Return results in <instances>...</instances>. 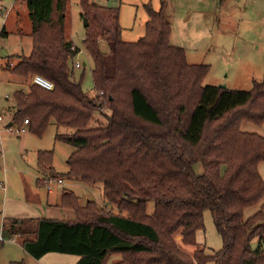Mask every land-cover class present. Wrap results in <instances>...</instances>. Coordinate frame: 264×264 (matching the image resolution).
I'll list each match as a JSON object with an SVG mask.
<instances>
[{
    "label": "trees",
    "instance_id": "trees-1",
    "mask_svg": "<svg viewBox=\"0 0 264 264\" xmlns=\"http://www.w3.org/2000/svg\"><path fill=\"white\" fill-rule=\"evenodd\" d=\"M23 1L31 50L4 69L21 79L38 75L53 88L29 83L15 90L12 125L19 130L27 120L39 137L50 122L67 129L54 138L74 148L65 159L68 171L54 172L52 151L37 152L38 170L90 186L101 182L104 205L118 209L113 213L91 200L80 205L63 189L58 204L71 209L74 219L37 220L23 249L35 259L50 252L74 255L75 264H108L113 254L120 255L114 264H264V202L244 215L264 196L258 171L264 136L241 130L245 123H264V68L263 80H253L247 91L203 85L209 65L188 64L184 48L171 45L164 1L157 9L144 5V35L128 42L121 39L118 7L79 0L80 16L89 24L82 43L93 62L91 97L82 75L73 79L77 49L65 37L69 0ZM94 11L108 27L98 30ZM6 36L2 28L0 38ZM96 112L104 126H90ZM206 210L222 243L213 254L196 241ZM29 221L11 223L10 230L29 233Z\"/></svg>",
    "mask_w": 264,
    "mask_h": 264
},
{
    "label": "rangeland",
    "instance_id": "rangeland-1",
    "mask_svg": "<svg viewBox=\"0 0 264 264\" xmlns=\"http://www.w3.org/2000/svg\"><path fill=\"white\" fill-rule=\"evenodd\" d=\"M3 0L0 5L2 12L0 11V30L2 24L5 22V30L7 32L6 37L0 38V113L2 114L3 120L0 122V181L8 184L10 182L17 183L23 177L27 180L29 177L32 180L31 175H36L37 178H41L43 175L49 177L48 172H41L36 166V158L38 151H52V167L57 175L65 174L68 171L65 159L74 150V148L56 141L54 135L56 132H65L67 129L58 127L50 122L46 127L44 133L39 137L33 134L27 129L24 132H18V128L14 125L5 127V124L9 121L12 112H14V101L12 93L17 89H26V85L31 82V78L21 79L13 76L4 67L6 62L13 65L17 62L18 55H28L31 50V39L29 37L30 21L28 18L27 9L23 0ZM98 4H102L107 7H118L119 11V25L121 28V39L128 42H134L144 35L145 22L148 20L147 12L145 11L143 4L150 2L154 9L160 6L161 0H93ZM168 1V0H167ZM245 1V0H243ZM202 3H196L194 0H169L168 1V13L167 16L171 20V45L177 47H183L185 50L186 62L188 64H208L209 70L205 74L202 84L220 86L225 85L228 89H236L247 91L251 88L253 80L261 82L263 80V68H264V28L254 27L244 32L243 22H239V34H237L236 51H231L232 37L234 34L231 32V36L227 37V48L221 51L224 55H217L213 53H197L193 52L189 48H192L193 44L197 43L201 39L202 35L195 34L189 30L190 25L182 27L181 21L186 17V10L199 11ZM11 5V6H10ZM232 3L228 4L231 8ZM248 10L253 13L264 12V6L262 3L255 5L254 9L251 3L248 6L244 5ZM198 8V10H196ZM211 7H209L210 9ZM239 7H237L238 9ZM82 11L79 0H69L65 11V37L74 46L79 47L82 52L76 55L70 65L73 67L74 61L80 62L79 68H74V80H78L82 75V88L91 97L95 95V89L92 81V69L93 62L90 55L83 47L82 40L85 37V27L89 24L84 22L81 18L80 13ZM192 11V12H193ZM205 11V10H202ZM18 12V13H17ZM167 12V11H166ZM239 12V10H238ZM237 12V13H238ZM251 13L252 15H255ZM5 15V17L3 16ZM98 30L108 27V21L101 16L98 11H94ZM179 19L181 20L179 22ZM95 23V24H96ZM94 24V25H95ZM93 26L90 24V27ZM261 29L262 33H255V31ZM200 30H211L207 29L206 26L200 28ZM216 30H211L210 33L205 36V39L213 40L216 36ZM256 40V42H254ZM100 45L103 51H107V45L105 41L100 38ZM200 45V43L198 44ZM188 48V49H185ZM246 54V55H244ZM11 57V58H9ZM7 98V99H6ZM2 110H4L2 112ZM107 111L106 108L101 109ZM101 111V113H102ZM108 113V112H106ZM95 120L90 123V126H104L106 119L100 113L96 112ZM254 127H256L254 125ZM8 128L10 130H8ZM246 131V130H243ZM254 132L256 131H246ZM259 134V133H257ZM260 135V134H259ZM262 136V135H261ZM259 174L264 181V162L258 166ZM11 179L8 180V177ZM50 178V177H49ZM63 183L58 185L56 182H52L51 191L48 193L49 199L60 200V194L63 189L71 190L79 199L80 205H85L88 200L94 201L99 206H103L105 210H109L113 213H117L118 209L116 205L107 204L104 205L102 197V183L98 182L93 186L87 185L83 182L72 180L67 177H63ZM34 177V181H35ZM38 180H36L37 182ZM42 186V185H41ZM40 186V187H41ZM43 196L45 197V190L41 187ZM17 189L16 184L13 188L15 192ZM21 189L19 188V191ZM9 190L6 191L7 196ZM26 192V191H24ZM1 197L3 194L0 192ZM16 196V194H15ZM264 202V196L260 203ZM257 206L259 205L256 204ZM252 206L257 209V206ZM252 207L244 210V215L249 216ZM154 204L152 202L147 203V212L152 213ZM203 223L204 230L197 231L196 241L201 244L206 254H213L222 248V243L219 235L217 234L213 219L209 211L203 212ZM4 234V240L7 237ZM25 238V236L23 235ZM27 238H32L33 234L30 232L26 235ZM176 241H180L181 233L177 231L173 235ZM16 243L4 242L3 248L0 254V264L3 260L10 259L12 261H22L28 259V264H38L35 260L29 258L28 254L22 252L18 247L19 237H11ZM258 240L253 239L251 242V248L255 250L258 246ZM264 246V245H263ZM194 247H184L187 252L193 251ZM8 255V256H7ZM70 259H75L76 256H67ZM23 258V259H22ZM120 259L119 254H113L108 259V264H114ZM45 264H50L49 260H45ZM69 264V262L61 263Z\"/></svg>",
    "mask_w": 264,
    "mask_h": 264
},
{
    "label": "crops",
    "instance_id": "crops-1",
    "mask_svg": "<svg viewBox=\"0 0 264 264\" xmlns=\"http://www.w3.org/2000/svg\"><path fill=\"white\" fill-rule=\"evenodd\" d=\"M3 0H0V3ZM166 3V11L168 13V1L167 0H161ZM196 3H202L200 7L201 8L199 11H193V10H186L185 16L186 17L183 21L179 19V22L182 23V27H187L190 25H193V30L192 27L189 28L192 33L194 32L195 34L202 35L201 39L193 44L192 48H189L193 52L197 53H213L217 55H224L221 51H224L227 48V37L231 36V32L234 34L232 37L234 43L232 42V47L231 51H236V41H237V34H239V22H243V28L244 32L248 31L250 29H254V27H260L264 28V12H258V13H251L255 14L252 15L250 13V10H248L244 5L248 6L249 3H251L253 9L255 5H258L259 3H262L264 6V0H194ZM14 2V0L11 1V5ZM148 3V2H146ZM232 3L231 8L228 7V4ZM10 5V6H11ZM103 6L102 4H99ZM145 4H143L144 7ZM107 7V6H106ZM209 7H211L209 9ZM237 7H239L237 9ZM2 10V7L0 5V11ZM198 10V8L196 9ZM205 10V11H202ZM239 10V12H238ZM193 11V12H192ZM2 12V11H1ZM238 12V13H237ZM18 13V12H17ZM5 17V15H3ZM169 19V18H168ZM6 22V21H5ZM5 22L2 24V28H5ZM170 25L172 24L171 20L169 19ZM206 26L207 29L211 30H216V36L214 37L213 40L210 39H205L206 34L210 33L209 30H200L201 27ZM6 31V30H5ZM255 33H262V30L259 29L255 31ZM207 34V35H208ZM172 36V34L170 35ZM171 38L170 37V43H171ZM256 42V40L254 41ZM200 43V45H198ZM172 44V43H171ZM174 46V45H173ZM183 48V47H182ZM188 49V48H185ZM246 55V54H244ZM31 80V79H30ZM31 83V82H30ZM7 99V98H6ZM1 111V110H0ZM4 110H2L3 112ZM14 112H12L9 121L5 124V127H11L14 126L12 125L11 118ZM1 121L3 120L2 114L0 113ZM0 121V122H1ZM11 123V125H10ZM27 125H23L22 127L26 130ZM251 123H245L242 124L241 130H246V131H256L260 135L264 136V123L261 125H255ZM1 130V129H0ZM24 130V131H25ZM23 131V132H24ZM259 166V165H258ZM259 171V170H258ZM32 180L27 177V180H25L23 177H19L20 179L17 181V183L10 182L7 186L5 182L0 181V192L3 194V198L0 195V231L2 234V240L0 241V254H1V249L4 247L3 244L5 241L7 243H16V241L11 238V237H19V245L18 247L22 250V252L27 253L22 245L21 242L23 239H26V235H28L33 228L35 227L36 221L41 219V218H55L59 220H72L74 219V212L71 209L68 208H63L59 206V200H50L48 197V193L51 191L47 190L45 188V180L48 179L49 177H46V175H43L41 178H37L36 175H31ZM8 177V176H7ZM34 177L36 180L34 181ZM8 180L10 181L11 179L8 177ZM43 181L42 182H40ZM62 182L57 183L58 185H61L63 183V179L61 178ZM16 184V191H13V188ZM42 185V186H41ZM43 187L45 190V197L42 194L41 187ZM19 188L21 189L19 191ZM9 194L6 195V191L9 190ZM26 191V192H24ZM16 194V196H15ZM261 202V201H260ZM259 202V205L261 204ZM257 206V208L259 207ZM251 211L249 213L255 212L257 209L255 207H252ZM30 219L29 222H27V225L30 228V232L23 234V235L17 231V227H15V230H10V224L13 223V225L18 226L22 223V220H28ZM4 234L7 237L6 240H4ZM28 254V253H27ZM8 256V255H7ZM29 258L32 260H35L38 264H45V260H49L50 264H61L65 262H69V264H75L77 261L78 257L76 256L75 259H70V257L67 256H74V255H69V254H61V253H54L50 252L39 259H35L31 257L28 254ZM23 259V258H22ZM26 264H28V259H23ZM1 264H9L12 262L10 259L3 260L2 259Z\"/></svg>",
    "mask_w": 264,
    "mask_h": 264
},
{
    "label": "built area",
    "instance_id": "built-area-1",
    "mask_svg": "<svg viewBox=\"0 0 264 264\" xmlns=\"http://www.w3.org/2000/svg\"><path fill=\"white\" fill-rule=\"evenodd\" d=\"M70 48H71L72 50H73V49H74V50L77 49L75 56L82 52V50H81L79 47L74 46L73 44H71V47H70ZM73 65H74L75 68H79V67L81 66L79 61H74ZM31 83H32V84H36V85H38V86H40V87H42V88H44V89H46V90H51V89L53 88V84H52L51 82L45 80L44 78H42V77H40V76H38V75H35V76H33V77L31 78ZM0 121H1V117H0ZM28 123H29V122H28L27 120H24V121H23V124H24V125H25V124H28ZM10 129H11V127H10ZM10 129L8 128V130H10ZM24 130H25V129L22 127L21 129L18 130V132H23ZM52 182L61 183L62 180H61V178H59V177H56V178H48V179H46V180H45V188H46L47 190H50V189H51V185H50V184H51ZM2 238H3V237H2V234H1V231H0V241L2 240Z\"/></svg>",
    "mask_w": 264,
    "mask_h": 264
},
{
    "label": "water",
    "instance_id": "water-1",
    "mask_svg": "<svg viewBox=\"0 0 264 264\" xmlns=\"http://www.w3.org/2000/svg\"><path fill=\"white\" fill-rule=\"evenodd\" d=\"M220 86L225 87V85H220ZM10 125H11V123H10Z\"/></svg>",
    "mask_w": 264,
    "mask_h": 264
}]
</instances>
